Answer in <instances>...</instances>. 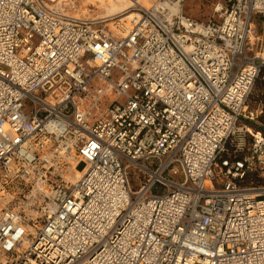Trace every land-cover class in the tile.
Segmentation results:
<instances>
[{
	"label": "built area",
	"instance_id": "2783aa9c",
	"mask_svg": "<svg viewBox=\"0 0 264 264\" xmlns=\"http://www.w3.org/2000/svg\"><path fill=\"white\" fill-rule=\"evenodd\" d=\"M180 1L0 0V264H264V0Z\"/></svg>",
	"mask_w": 264,
	"mask_h": 264
},
{
	"label": "rangeland",
	"instance_id": "374dc122",
	"mask_svg": "<svg viewBox=\"0 0 264 264\" xmlns=\"http://www.w3.org/2000/svg\"><path fill=\"white\" fill-rule=\"evenodd\" d=\"M154 1L156 0H150L146 7H149ZM219 1L225 2L226 0H181L179 2V8L184 16H187L195 21L205 22L208 19L218 18L219 13L214 11V7ZM75 5L77 7V10L72 12V14L84 17H93L97 15L100 16L102 14H116L124 9L125 6L124 2H121L120 0H75ZM254 24L257 34L260 35L262 32V18L256 16ZM259 106L263 107L264 111L263 103H256L254 100L250 99V109H256ZM261 114H264V112H262ZM63 166L66 167V165ZM65 170L67 171L64 172ZM60 173H62L67 179V176L69 174L71 175V177L74 175V169L69 170L67 168H64V170L60 171ZM29 189L31 188L26 187V189L21 193H17L16 189L12 188L8 196L9 199H11L10 204L14 207L19 208L20 210H24L27 215L30 213L34 214L35 207L37 206V195L36 197H34V193L37 192H29Z\"/></svg>",
	"mask_w": 264,
	"mask_h": 264
},
{
	"label": "trees",
	"instance_id": "16d2710c",
	"mask_svg": "<svg viewBox=\"0 0 264 264\" xmlns=\"http://www.w3.org/2000/svg\"><path fill=\"white\" fill-rule=\"evenodd\" d=\"M255 91V94H254ZM250 99L254 100L256 103L264 104V67L260 69V73L255 80L253 93L250 96ZM264 112V111H263ZM256 122L261 123V125L256 124L255 122L251 123L255 130L263 131L264 130V114H260Z\"/></svg>",
	"mask_w": 264,
	"mask_h": 264
},
{
	"label": "bare ground",
	"instance_id": "6f19581e",
	"mask_svg": "<svg viewBox=\"0 0 264 264\" xmlns=\"http://www.w3.org/2000/svg\"><path fill=\"white\" fill-rule=\"evenodd\" d=\"M121 2H124L125 6L124 9H122L120 12L116 13V14H112V15H100V17H114V16H118V17H123L127 14H129L130 12H127L128 8L131 6V2L130 0H120ZM141 1L143 6H146L150 0H139ZM177 4V3H176ZM179 5L177 4V7ZM254 34H252L253 37ZM74 163V162H73ZM74 175L71 177V175L69 174L67 176V179H70L72 181H74L75 179H77L78 177H80V175L82 174V168H83V164L81 162H77L74 164Z\"/></svg>",
	"mask_w": 264,
	"mask_h": 264
},
{
	"label": "crops",
	"instance_id": "0c3cea01",
	"mask_svg": "<svg viewBox=\"0 0 264 264\" xmlns=\"http://www.w3.org/2000/svg\"><path fill=\"white\" fill-rule=\"evenodd\" d=\"M98 16V15H97Z\"/></svg>",
	"mask_w": 264,
	"mask_h": 264
}]
</instances>
